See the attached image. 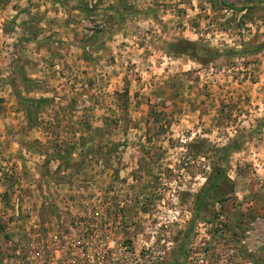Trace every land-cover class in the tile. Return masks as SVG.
<instances>
[{"label":"rangeland","instance_id":"rangeland-1","mask_svg":"<svg viewBox=\"0 0 264 264\" xmlns=\"http://www.w3.org/2000/svg\"><path fill=\"white\" fill-rule=\"evenodd\" d=\"M263 118L264 0H0V257L82 221L142 264L264 263Z\"/></svg>","mask_w":264,"mask_h":264},{"label":"built area","instance_id":"built-area-1","mask_svg":"<svg viewBox=\"0 0 264 264\" xmlns=\"http://www.w3.org/2000/svg\"><path fill=\"white\" fill-rule=\"evenodd\" d=\"M95 214L98 215V212ZM101 227L75 221L68 224V228L48 231L46 237L37 243L32 241L20 245L11 241L9 254L0 257V264H142L135 243L130 244L122 233L107 230V226L104 229ZM248 240L247 237L241 240V244L245 245L242 247L253 254L256 250L248 244ZM183 264L261 263H257L254 257L242 258L235 249L229 252L220 247L197 250L194 246Z\"/></svg>","mask_w":264,"mask_h":264},{"label":"trees","instance_id":"trees-1","mask_svg":"<svg viewBox=\"0 0 264 264\" xmlns=\"http://www.w3.org/2000/svg\"><path fill=\"white\" fill-rule=\"evenodd\" d=\"M179 46V44L171 43L169 46ZM189 45L194 46V42H190ZM209 54L217 55L218 52H215L214 50H208ZM235 53V51H232ZM27 104L30 103L32 106H41V104L47 103L51 101V98H40V99H33V98H27L24 100ZM27 116H29L30 119L32 116V110L29 109L27 106ZM264 125V118L260 120L258 128H261ZM240 148V143L237 141L228 143L221 147H215L214 152L217 156V159L220 161V164L213 165V170L211 174L208 176L207 181L203 185L201 191L197 195V202L198 207L201 208L205 197L212 195L215 196V198H218L221 194V188L223 187V184L226 183L227 175H226V168L228 166V163L230 161L231 155L233 152L237 151ZM198 211V210H197ZM182 255H185V249H182Z\"/></svg>","mask_w":264,"mask_h":264}]
</instances>
